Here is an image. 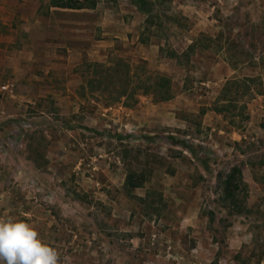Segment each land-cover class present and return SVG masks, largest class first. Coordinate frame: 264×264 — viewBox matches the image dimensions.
<instances>
[{"label":"rangeland","instance_id":"rangeland-1","mask_svg":"<svg viewBox=\"0 0 264 264\" xmlns=\"http://www.w3.org/2000/svg\"><path fill=\"white\" fill-rule=\"evenodd\" d=\"M73 1L0 2V220L61 264H264V0Z\"/></svg>","mask_w":264,"mask_h":264},{"label":"clouds","instance_id":"clouds-1","mask_svg":"<svg viewBox=\"0 0 264 264\" xmlns=\"http://www.w3.org/2000/svg\"><path fill=\"white\" fill-rule=\"evenodd\" d=\"M0 262L61 264L59 251L42 239L27 220H0Z\"/></svg>","mask_w":264,"mask_h":264},{"label":"crops","instance_id":"crops-1","mask_svg":"<svg viewBox=\"0 0 264 264\" xmlns=\"http://www.w3.org/2000/svg\"><path fill=\"white\" fill-rule=\"evenodd\" d=\"M11 1H14V0H11ZM0 2H1V0H0ZM4 5L2 4V3H0V19H10V17L12 16V11L10 12H6V14H4L3 15V7ZM12 6V4H10L9 5V7H11ZM8 13V14H7ZM6 16V17H5ZM5 23H7V22H5ZM15 29H13V28H11L10 30H8L7 32H2V33H0V44H2L3 46H5L6 48H9V47H11L12 46V43H14L15 42V39H16V37L15 36H13L14 35V33H15ZM30 36V35H29ZM31 37V36H30ZM52 41V39L51 38H44L43 39V46H44V48H49V47H51V42ZM16 42H18V38H17V40H16ZM33 42V41H32ZM44 42L45 43H47V46H46V44H44ZM3 43H6L5 45L3 44ZM23 47V46H22ZM39 47V46H38ZM38 49V48H37ZM68 49H71V47L69 46L68 47ZM39 50V49H38ZM25 55H27V54H25ZM21 57H23V56H21ZM32 57V56H31ZM8 84H11L12 86H13V90H14V83H8ZM0 109H1V113H0V115L4 112L3 111V109L0 107Z\"/></svg>","mask_w":264,"mask_h":264},{"label":"trees","instance_id":"trees-1","mask_svg":"<svg viewBox=\"0 0 264 264\" xmlns=\"http://www.w3.org/2000/svg\"><path fill=\"white\" fill-rule=\"evenodd\" d=\"M69 3H74V1L73 0H68V2H67L66 0H53V5L56 6V7H65V8H67V7L70 6ZM72 5H75V4H72ZM95 66H96L97 69H99L101 71H102V68H103V70H106L104 68V66H102V64H100V63H96ZM159 91L161 92V95H162L161 98H162V100H165V99L169 98L170 96H172V94H171V88H169V87L168 88H165L164 90H159ZM127 96L128 97H132L133 96V93L130 92L129 95L127 93Z\"/></svg>","mask_w":264,"mask_h":264},{"label":"built area","instance_id":"built-area-1","mask_svg":"<svg viewBox=\"0 0 264 264\" xmlns=\"http://www.w3.org/2000/svg\"><path fill=\"white\" fill-rule=\"evenodd\" d=\"M13 86L11 84H6L2 87V89L6 92H8L11 96H14V90L12 88ZM0 113H1V109H0Z\"/></svg>","mask_w":264,"mask_h":264}]
</instances>
